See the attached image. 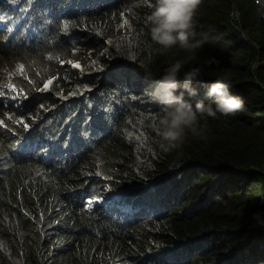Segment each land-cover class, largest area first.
<instances>
[{"label": "trees", "instance_id": "1", "mask_svg": "<svg viewBox=\"0 0 264 264\" xmlns=\"http://www.w3.org/2000/svg\"><path fill=\"white\" fill-rule=\"evenodd\" d=\"M38 1L20 0L27 9L23 24L39 42L43 31L54 29L55 43L18 52L0 42V73L2 61L13 56L50 60L24 82L31 96L24 100L23 120L37 126L27 136L41 152L40 172L26 178L27 168L7 174L0 165V264H264V0H202L194 31L195 39L207 41L192 51H164L151 41L147 17L156 0H124L111 8L100 0ZM97 4L102 6L93 8ZM52 13L57 19L50 20ZM63 22L67 30L60 29ZM213 58L218 62L209 63ZM177 61L181 82L185 72L202 73L193 81L198 95L185 92V99L214 107L202 83L227 77L244 110L201 118L199 134L187 132L173 146L157 133L160 106L145 87ZM121 71H135L141 85L129 84L116 74ZM49 76L55 85L37 90ZM86 85L92 87L88 95L110 93L112 107L99 101L78 111L82 100L68 96L74 91L84 99L80 89ZM5 108L0 98V113ZM63 122L76 133L41 134V126L60 133ZM3 132L1 158L9 135L13 148L26 136ZM153 180L160 182L159 198L166 197L169 212L132 227L100 205L89 210L77 202L88 195L81 189L87 184L103 194L106 185L120 189Z\"/></svg>", "mask_w": 264, "mask_h": 264}, {"label": "clouds", "instance_id": "2", "mask_svg": "<svg viewBox=\"0 0 264 264\" xmlns=\"http://www.w3.org/2000/svg\"><path fill=\"white\" fill-rule=\"evenodd\" d=\"M31 1H34L35 6L41 5L38 0ZM122 1L124 0H100L107 8H111ZM102 4L93 5V8L102 6ZM201 4L202 0H156V5L147 17L150 25L149 34L151 41L160 46L164 51L177 46L187 51L202 48L207 41V36L199 40L195 39L196 33L194 31L195 25L193 22L195 14ZM80 6L83 7L86 6V4ZM24 9L27 10L25 7H21L20 0H0V27L3 29L2 33H0V42L18 52L25 49L30 52L37 51V49H44L45 46H48L46 45L47 43L54 44L55 40L53 39L52 33L54 29L43 31V33L40 34L41 41L39 42L33 31H30V27L23 24L25 20V15L23 14ZM90 11H92V9H90ZM232 15L234 23L239 24L242 20L240 9L235 8ZM54 19H57L56 13H52L50 16V20ZM60 29H68L65 22H63ZM15 57L20 56L17 55ZM69 60L72 62L73 67H77L76 65L78 64V68L83 69L81 62H73V59ZM48 61L50 62V60ZM217 62L215 58L209 61V63ZM181 68L182 62L180 61L171 64L165 68L163 74L155 81L154 85L145 87L147 93L151 95L160 106L156 124L157 133L162 140L167 141L173 146L182 143L187 132L199 134V122L201 118L205 116L215 117L217 113L225 117L235 116L237 113L244 110L243 99L239 96L230 94L229 89L232 85L227 77L217 78L208 84L202 83V86L206 90L204 95L206 98L214 100V107L212 104H205L203 100L196 101L193 104L192 101L185 99V92H187L189 96L198 95V89L193 86V81L200 79L202 73L199 68L185 72L181 82ZM116 74L126 78L129 84L138 83L141 85L136 79L137 76L135 71H121ZM49 81H51L50 84H48ZM41 84L43 85L37 88V90L42 89V91L46 92L50 86L55 85V77L49 76ZM45 84H48L47 88H45ZM24 88L27 90L25 84ZM89 89H92L89 85L81 87L80 95L84 94V99H82V96L77 95L76 92L70 91L68 97H78V100H82V104L78 111L90 107H97L99 101L112 107L108 99L110 93H99L96 90H91L93 94L88 95ZM0 91L3 92L4 90L0 89ZM178 92L179 94H177ZM59 97L66 99L67 95L63 94ZM114 98L118 99V95ZM27 99L28 98L23 99L19 104L21 112L23 104L25 103L24 100ZM10 100L11 98L9 97L8 101H3L6 108H11L10 105L12 101ZM23 114L24 112L19 115L18 121L14 122L16 127L14 126L13 129L6 130L8 133L10 130L15 138H20L18 135L20 131H23L26 135L23 136L25 139H22L20 144L15 145L17 146L16 148L12 147L10 135L5 142L6 153L2 158L0 157V165L5 166L7 174L13 173L17 167L26 164L39 165L38 158H42L41 152L36 151V149L31 146L30 143L32 140L27 136L37 126L31 124L27 120H23L25 117ZM83 121L84 123H90L92 118L89 115H85L83 116ZM40 129L42 130L41 134L46 135L49 139L55 135L60 136V134L64 136L69 135V137H71L72 134L76 133V129L70 127L66 122H63V131L60 133L59 130L53 128L49 131H44L46 128L41 126ZM35 175L36 174L32 176L25 175L24 177L35 178ZM3 177H0V182ZM105 180H107V178H105ZM96 185L97 184L89 186L87 184L86 187L81 188L82 190H86L84 192H88V195L78 199L77 202H82L84 208L89 210H95L96 206L100 205L101 209L108 215L117 219H123V222H121V220L120 222L126 227L135 226L149 216H162L169 212L168 203L165 200L166 197L163 200L159 198L161 195V184L158 180L132 187H121L120 189H112L111 186L106 185L103 187L105 190L103 194L94 191ZM135 209L137 212H135Z\"/></svg>", "mask_w": 264, "mask_h": 264}, {"label": "rangeland", "instance_id": "3", "mask_svg": "<svg viewBox=\"0 0 264 264\" xmlns=\"http://www.w3.org/2000/svg\"><path fill=\"white\" fill-rule=\"evenodd\" d=\"M49 61L46 59L39 61L33 59H21L20 57L6 58L2 61L3 69L0 73V89L4 90L0 98L3 101H8L9 97L11 108H5L3 112L0 113V133L6 134L3 131L7 129L14 128V122L18 121L19 116L16 115L15 109L21 101L25 98H29L31 94L29 90L24 88V82L31 81L34 75L41 72L42 69L47 67ZM21 66H23L21 70ZM18 77H21L19 79ZM15 97V98H13ZM2 139L0 138V143ZM27 168V175L37 174L39 170L35 165L26 164L21 167V169Z\"/></svg>", "mask_w": 264, "mask_h": 264}, {"label": "snow or ice", "instance_id": "4", "mask_svg": "<svg viewBox=\"0 0 264 264\" xmlns=\"http://www.w3.org/2000/svg\"><path fill=\"white\" fill-rule=\"evenodd\" d=\"M125 23H127V21H125ZM76 66H77V67H79V65H78V64H77ZM22 68H23V66H21V70H22ZM50 83H51V81H49V82H48V84H50ZM48 84H45V88H47V87H48ZM2 94H3V93H2V92H0V95H2ZM13 98H15V97H13ZM42 107H43V106H42ZM140 138H141L140 136H138V137H137V139H140Z\"/></svg>", "mask_w": 264, "mask_h": 264}]
</instances>
